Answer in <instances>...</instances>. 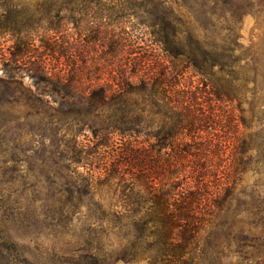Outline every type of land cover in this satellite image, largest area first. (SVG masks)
<instances>
[{
  "label": "trees",
  "instance_id": "trees-1",
  "mask_svg": "<svg viewBox=\"0 0 264 264\" xmlns=\"http://www.w3.org/2000/svg\"><path fill=\"white\" fill-rule=\"evenodd\" d=\"M44 4L59 7L58 15L78 12V6L87 14L100 3ZM118 5L107 3L102 10ZM254 5L126 0L118 8V25L98 30L110 52H119L96 62L104 68L100 74H86L73 60L57 71L43 59L33 62L29 77L38 90L54 99L70 124L92 135L55 140L49 153L60 156V195L78 205L88 198L92 213L106 224L108 233L92 237L99 263L116 256L108 245L121 255L115 261L264 264V246L241 240L244 218L261 206L260 194L240 186L247 173L264 166V57L253 45L244 47L240 32ZM24 40L16 38L17 57L26 53ZM44 47L53 49L47 40ZM189 70L197 83L183 81ZM20 78L1 77L3 92H21ZM29 97L32 107L42 101ZM101 188L118 189L123 210L96 201ZM230 255L238 260L232 263Z\"/></svg>",
  "mask_w": 264,
  "mask_h": 264
},
{
  "label": "rangeland",
  "instance_id": "rangeland-1",
  "mask_svg": "<svg viewBox=\"0 0 264 264\" xmlns=\"http://www.w3.org/2000/svg\"><path fill=\"white\" fill-rule=\"evenodd\" d=\"M124 1L98 0L100 4L87 14L78 6V12L67 10L57 15L59 7L51 8L44 0H0V78L14 74L22 82L21 92L16 93L3 92L0 85V264H146L115 261L121 255L108 245L117 257L99 263L98 244L92 237L102 235V230L103 235L108 233L106 224L102 216L92 213L88 198L78 205L69 201L67 193L60 195L63 186L58 173L60 156L49 153L55 140L75 137L84 140L92 137L91 132L84 126L70 124L54 99L38 90L29 77L34 70L33 62L41 59L52 71L65 68L64 64L70 60L86 74L104 71L96 62L117 58L119 52H110L99 31L106 25H118V8ZM107 3L119 5L116 10L106 12L102 8ZM254 3L253 9L242 18L241 42L246 48L253 45L264 57V0ZM86 16L91 17L90 21L82 23ZM134 21L132 17L125 22L129 26ZM59 24L57 31L49 29ZM17 37L25 39L26 49L18 57L13 54L17 51ZM44 40L52 44V50L44 47ZM184 79L186 84L198 82L191 70ZM30 95H40L42 101L32 107ZM259 96L262 98L264 92ZM259 171L247 173L240 186L243 192L260 194L261 206L260 213L244 218L241 240L264 246V166ZM95 200L111 209L123 210L118 189L101 188ZM117 239L111 236L113 243ZM108 242L103 239V243ZM229 258L232 263L238 260L236 255Z\"/></svg>",
  "mask_w": 264,
  "mask_h": 264
}]
</instances>
